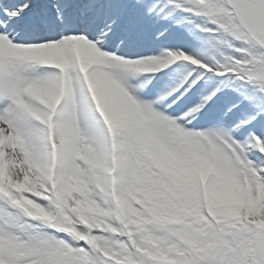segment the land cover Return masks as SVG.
I'll list each match as a JSON object with an SVG mask.
<instances>
[{
    "label": "snow or ice",
    "instance_id": "obj_1",
    "mask_svg": "<svg viewBox=\"0 0 264 264\" xmlns=\"http://www.w3.org/2000/svg\"><path fill=\"white\" fill-rule=\"evenodd\" d=\"M0 264H264V0H0Z\"/></svg>",
    "mask_w": 264,
    "mask_h": 264
}]
</instances>
